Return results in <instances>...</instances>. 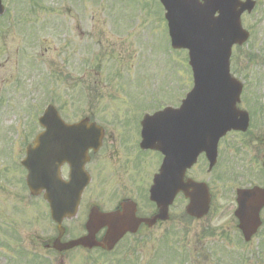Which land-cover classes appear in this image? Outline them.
<instances>
[{
	"label": "rangeland",
	"instance_id": "rangeland-1",
	"mask_svg": "<svg viewBox=\"0 0 264 264\" xmlns=\"http://www.w3.org/2000/svg\"><path fill=\"white\" fill-rule=\"evenodd\" d=\"M12 1L16 10L21 9L15 17L24 16L28 23L13 26L11 21L0 22V264H57L55 253L47 252L43 254L47 258L37 259L27 253L34 249L30 242L34 235L30 233L35 229L41 228L47 237L55 235L56 230L47 209L44 219L35 220L42 205L28 199L21 179L25 172L12 167L19 165L17 146L19 155H24L25 141L21 137H31L33 129H38L32 125L36 112L52 97L65 118L77 120L92 108L102 113L110 109L103 105L124 103L122 89H131L132 93L133 88H143L145 93L160 88L165 94H173L186 83L192 86V79L188 81L186 52L174 56L165 34L162 6L155 0H102L98 6V0ZM242 21L247 28L251 26V31L253 28V35L241 49L234 48L231 71L249 84L247 67L252 69V82L258 81V72L264 73L261 62L259 71L246 63L249 54L258 55L264 49V0H259L256 13L244 16ZM27 28L25 55L14 58ZM39 47L42 51L36 54ZM88 63L84 69L82 65ZM19 69L21 78L17 77ZM263 73L254 87L260 88L256 97L264 105ZM167 81H173L174 87L164 88ZM249 93L245 96L252 99L254 94ZM242 105L247 108L246 102ZM256 120L262 124L260 115ZM256 120H252L249 133L228 135L215 174L203 176L199 168L190 172L211 186L212 204L206 217H188L185 203L179 200L170 224L155 227L149 235L127 236L110 254L77 249L66 256L64 264H264V235L244 243L230 222L235 195L232 189L249 182L238 172L246 170L242 163L259 167L263 161L264 126L259 127ZM15 135L18 144L9 145V160L7 145ZM256 137L263 143L255 141ZM234 174L239 176L234 179ZM255 181L259 182L257 176ZM164 231L170 234L162 235ZM16 233L24 247L16 245L20 240L10 239Z\"/></svg>",
	"mask_w": 264,
	"mask_h": 264
},
{
	"label": "flooded vegetation",
	"instance_id": "flooded-vegetation-1",
	"mask_svg": "<svg viewBox=\"0 0 264 264\" xmlns=\"http://www.w3.org/2000/svg\"><path fill=\"white\" fill-rule=\"evenodd\" d=\"M9 20V14L1 19L2 24L8 23ZM12 25L14 26V23ZM167 99L170 103H151L152 100L144 96L143 102L130 100L129 103L125 102L116 106L103 105L102 107L110 109L103 110L102 113H98L99 111L93 108L90 110L89 122L99 124L104 129V137L98 150L89 149L90 158L85 164V169L91 181L84 191L76 218L66 220L67 223L72 224L73 230L84 231L85 221L90 209L94 206H98L103 211H111L118 208L121 203L132 200L136 203L138 217L150 218L158 214L156 204L148 198V192L154 176L160 171L164 154L157 148H142L141 119L146 112L153 113L167 106L173 108L179 106L171 96ZM164 133L162 129L156 128L155 135L158 138H161ZM197 165L186 172V177L190 176V172L195 168H199L200 173L203 174V166ZM69 170V166L64 164L61 168L62 176L67 178ZM263 174L264 171L261 170L258 174L254 172L252 182H257L255 181L257 176L259 182L264 183ZM39 197L42 199L39 201L41 208L44 209L46 202L43 196ZM75 220L77 222L74 223ZM164 223L157 221L150 226L142 222L136 235L150 234L152 228L161 227ZM102 233L103 231L99 235Z\"/></svg>",
	"mask_w": 264,
	"mask_h": 264
},
{
	"label": "water",
	"instance_id": "water-1",
	"mask_svg": "<svg viewBox=\"0 0 264 264\" xmlns=\"http://www.w3.org/2000/svg\"><path fill=\"white\" fill-rule=\"evenodd\" d=\"M197 2V0H194ZM248 8V4H241L238 0L235 1V4L232 7V21L229 19V22H232V31L233 34H229L230 40L228 42H225L226 37H223V41H221L222 46L217 47V52L215 58L212 56L213 55V50H210V47L212 45V40L207 41V47L203 44L197 43V45H200L198 49L196 48L197 51V59L199 61V74L201 73L202 70V65H205L204 62L210 66V70L212 71V75L215 74V71H222V74L224 78L229 79L230 84L232 85V93H233V99L231 102V109L230 111L233 113L240 114L242 116V119L244 120L243 126L239 124L235 128H241V129H246L247 123L244 118V116L236 111L235 109V102L237 100V92L235 91V84L233 81L230 79L228 75L229 71V57L231 53V46L234 42L242 43L244 41L245 35L243 34L241 27H240V14L243 10ZM226 17V14L224 13L223 18ZM224 32V30H223ZM238 32V34L235 35V33ZM191 36H194V34H191ZM203 37H208L210 35H202ZM181 42V41H180ZM182 44L185 47H189L192 49V45L190 43H176L175 45L177 47L182 46ZM202 46V47H201ZM203 47L206 48V50L203 49ZM226 49V50H225ZM195 66V64H194ZM196 69V66H195ZM198 82V81H197ZM216 117L219 118L221 114V110L216 109ZM225 116L223 115L224 119ZM213 120H217L215 118H212ZM43 125L47 127L48 133L44 134L42 137H39L36 142H35V147L33 148L32 151H30V156L33 157L36 160V163L33 165V173L36 175V177L39 179V175L41 177L45 176L46 177V183L48 184L50 181L53 183L57 179V164L62 161L63 158H60L59 156L55 157V150L53 147L50 146V148L46 151L45 156H42V151L41 148H39V145L42 143L41 141L46 138V136L53 134V131L59 130V128H77L81 129L80 126H84L86 128H89L86 123L83 124H78V125H73V126H68L66 124H62L57 117V113L54 108L48 112V116L45 118L43 121ZM211 126H206L208 129ZM93 129L94 127H90ZM70 129V128H69ZM75 137H80L79 133H74ZM101 136V131H98L94 134L93 138H90L87 136L86 142H95V146L99 143V137ZM45 137V138H43ZM92 140V141H90ZM46 144L49 145V141H46ZM44 147V146H43ZM194 159H191L190 161L187 160L186 165L190 166ZM38 163L41 165L38 166ZM186 167V166H185ZM185 167L183 168L182 172L185 170ZM181 173L180 177L178 176V180L174 183V185L170 186L169 189L160 197L156 198L155 196L152 195V198L158 202V205L161 207L162 213L165 214V216H162L161 218H166V209L168 205L172 202L174 196L177 194L178 191L183 190L189 197H190V203L187 207V212L195 216L197 218H201L204 215L207 214L208 209H209V203H210V194L208 192V188L205 184H194L192 182H188L187 184H182L181 182ZM30 182L32 186H34V190L36 187V184L34 182V175L31 174L29 176ZM68 186H71V184H68ZM68 186L64 185L61 188L62 191V200H64L63 205V211L65 208H67L68 203H70L73 206V209L77 207V201L80 193V189H78L77 194L73 197L70 198L67 193L73 194V191L68 189ZM189 188H192V191H189ZM36 192H38L36 190ZM238 201H239V211H237V216L240 219V228L244 232V236L246 240H250L252 234L256 231L258 225H259V218H258V210L262 205H264V190L262 189H252V190H239L238 191ZM71 196V195H70ZM50 198V195H48ZM60 201L58 202L57 197H56V192L55 196L52 197V215L53 218L59 223H61V218L62 216L66 213V209L63 213H60L58 208L60 209ZM59 205V206H57ZM62 208V207H61ZM69 214V213H67ZM103 222L107 223L109 229L107 235L104 236L103 241L98 243L95 240V231L92 232V235H89L85 239H78L75 241H71L69 243L65 244H60L57 243L55 244L56 248L59 249H69L75 245L78 244H83L88 247H92L94 245H100L102 247L106 248H111L116 241L122 236L121 234L126 230V228L131 224V219L126 216V215H120L119 213L116 215H107L105 218H103ZM59 230L60 233L63 232V230L60 228ZM60 234V238H61Z\"/></svg>",
	"mask_w": 264,
	"mask_h": 264
}]
</instances>
